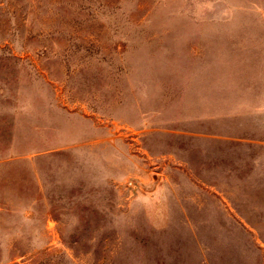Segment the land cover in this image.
<instances>
[{"label":"rangeland","instance_id":"1","mask_svg":"<svg viewBox=\"0 0 264 264\" xmlns=\"http://www.w3.org/2000/svg\"><path fill=\"white\" fill-rule=\"evenodd\" d=\"M0 264H264V0H0Z\"/></svg>","mask_w":264,"mask_h":264}]
</instances>
